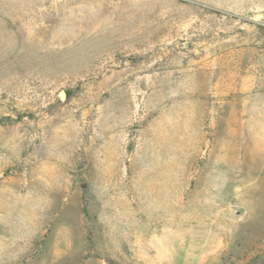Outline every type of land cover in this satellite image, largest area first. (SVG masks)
<instances>
[{
  "label": "rangeland",
  "instance_id": "rangeland-1",
  "mask_svg": "<svg viewBox=\"0 0 264 264\" xmlns=\"http://www.w3.org/2000/svg\"><path fill=\"white\" fill-rule=\"evenodd\" d=\"M0 264H264V0H0Z\"/></svg>",
  "mask_w": 264,
  "mask_h": 264
},
{
  "label": "bare ground",
  "instance_id": "bare-ground-1",
  "mask_svg": "<svg viewBox=\"0 0 264 264\" xmlns=\"http://www.w3.org/2000/svg\"><path fill=\"white\" fill-rule=\"evenodd\" d=\"M59 96H62V94L60 93V95Z\"/></svg>",
  "mask_w": 264,
  "mask_h": 264
}]
</instances>
